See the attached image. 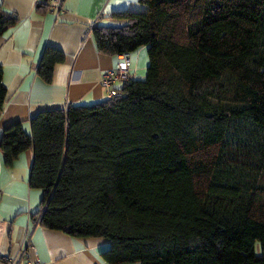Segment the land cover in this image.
Listing matches in <instances>:
<instances>
[{
  "label": "trees",
  "instance_id": "16d2710c",
  "mask_svg": "<svg viewBox=\"0 0 264 264\" xmlns=\"http://www.w3.org/2000/svg\"><path fill=\"white\" fill-rule=\"evenodd\" d=\"M138 1L92 33L107 55L146 46V75L7 126L4 163L33 147V218L108 239L109 264H264V0ZM17 21L0 5V37ZM63 60L46 48L38 74ZM6 94L0 65V115Z\"/></svg>",
  "mask_w": 264,
  "mask_h": 264
},
{
  "label": "crops",
  "instance_id": "0c3cea01",
  "mask_svg": "<svg viewBox=\"0 0 264 264\" xmlns=\"http://www.w3.org/2000/svg\"><path fill=\"white\" fill-rule=\"evenodd\" d=\"M0 5L18 19L0 37V65L7 89L0 115V137L4 128L15 122H22L31 133L30 120L40 110L90 105L108 98L102 75L113 69L120 57L99 52L92 27L121 26L126 20L114 13L144 9L138 0H62L58 14L52 0H0ZM48 47L64 54V60L54 64L50 82L38 74ZM129 57L132 77H144L149 65L147 47ZM33 158L31 147L9 167L0 148V264H10L7 257L15 256L28 237L41 264H109L103 257L110 247L108 239L72 236L47 228L33 218L43 196L42 189L30 186ZM15 264H24V259Z\"/></svg>",
  "mask_w": 264,
  "mask_h": 264
},
{
  "label": "built area",
  "instance_id": "2783aa9c",
  "mask_svg": "<svg viewBox=\"0 0 264 264\" xmlns=\"http://www.w3.org/2000/svg\"><path fill=\"white\" fill-rule=\"evenodd\" d=\"M52 2L53 9L58 14L62 9V0H52ZM119 57L120 60L116 66L113 69L105 71L102 75L101 82L107 90L108 98L120 95L121 92L117 84L129 81L132 78L130 57L126 54H120ZM7 259L10 264H15L17 260L21 259H24V264H41L38 251L32 243L31 237H28L27 242L19 247L15 256L7 257Z\"/></svg>",
  "mask_w": 264,
  "mask_h": 264
},
{
  "label": "rangeland",
  "instance_id": "374dc122",
  "mask_svg": "<svg viewBox=\"0 0 264 264\" xmlns=\"http://www.w3.org/2000/svg\"><path fill=\"white\" fill-rule=\"evenodd\" d=\"M43 192V191H42Z\"/></svg>",
  "mask_w": 264,
  "mask_h": 264
}]
</instances>
